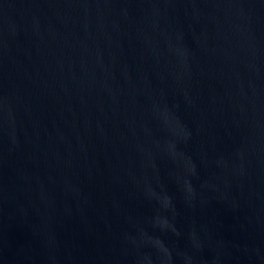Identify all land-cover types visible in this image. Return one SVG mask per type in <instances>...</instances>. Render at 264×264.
<instances>
[{
    "label": "water",
    "instance_id": "obj_1",
    "mask_svg": "<svg viewBox=\"0 0 264 264\" xmlns=\"http://www.w3.org/2000/svg\"><path fill=\"white\" fill-rule=\"evenodd\" d=\"M0 264H264V0H0Z\"/></svg>",
    "mask_w": 264,
    "mask_h": 264
}]
</instances>
